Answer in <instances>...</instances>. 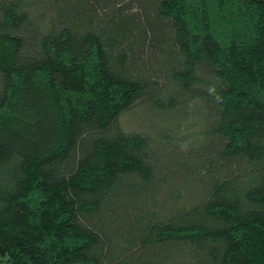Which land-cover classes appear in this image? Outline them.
Wrapping results in <instances>:
<instances>
[{
  "label": "trees",
  "instance_id": "obj_1",
  "mask_svg": "<svg viewBox=\"0 0 264 264\" xmlns=\"http://www.w3.org/2000/svg\"><path fill=\"white\" fill-rule=\"evenodd\" d=\"M0 264H264V0H0Z\"/></svg>",
  "mask_w": 264,
  "mask_h": 264
},
{
  "label": "rangeland",
  "instance_id": "obj_2",
  "mask_svg": "<svg viewBox=\"0 0 264 264\" xmlns=\"http://www.w3.org/2000/svg\"><path fill=\"white\" fill-rule=\"evenodd\" d=\"M141 119H142V117H140V116H138V117L135 116V118L133 116H131V117H128L126 119V122H127V124H131L132 127L144 126L146 122L144 119H142V120Z\"/></svg>",
  "mask_w": 264,
  "mask_h": 264
}]
</instances>
